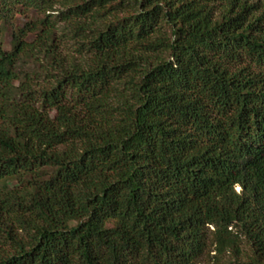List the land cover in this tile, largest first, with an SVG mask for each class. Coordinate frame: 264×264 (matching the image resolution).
Segmentation results:
<instances>
[{"label":"trees","instance_id":"16d2710c","mask_svg":"<svg viewBox=\"0 0 264 264\" xmlns=\"http://www.w3.org/2000/svg\"><path fill=\"white\" fill-rule=\"evenodd\" d=\"M114 1L62 12L114 20L90 29L97 64L63 70L37 108L15 89L36 26L6 51L2 22L65 0H0V264H264V2L138 0L120 18ZM135 48L163 56L138 70Z\"/></svg>","mask_w":264,"mask_h":264},{"label":"rangeland","instance_id":"374dc122","mask_svg":"<svg viewBox=\"0 0 264 264\" xmlns=\"http://www.w3.org/2000/svg\"><path fill=\"white\" fill-rule=\"evenodd\" d=\"M87 1L89 0H65L64 3L56 5L46 13L24 8L20 13H10L7 19L2 22V42L6 51L13 50V34L18 29H26L27 25L36 26V30L25 38L27 52L22 54L17 62L18 79L15 81V89L20 94L25 91L23 89L25 83L29 90L35 92L32 96H38L35 101L37 108L42 104L41 91L53 87L62 77L63 70L79 67L88 69L98 62L97 56L88 50V43L93 37V32L90 29L102 28L107 21L114 19H92L91 17L63 19L61 17L62 12L69 7ZM136 1L138 0H115L113 4H121L114 11L115 16L121 18L136 15L139 10L135 4ZM249 2L262 3L264 0H249ZM79 24L87 27V30H80ZM43 29L52 33L49 39L44 36L46 32H43ZM170 34L171 28L165 24L159 32L154 34L151 41L160 42V38L168 37ZM162 56V48L157 50L135 48L128 50L123 58H132L136 62L133 67L144 70L156 65ZM115 57L118 59V56L115 55ZM127 81L128 78H124L116 85V92L113 93L110 100L112 105L110 109L116 110L121 107V98L128 94L126 93L128 86L125 84ZM12 184L16 186L20 183L13 181ZM243 249L245 255L251 253L248 246L243 245ZM215 256L216 253L211 252L203 257L198 264H239L240 262L242 264L246 261V257L239 261L234 254Z\"/></svg>","mask_w":264,"mask_h":264}]
</instances>
